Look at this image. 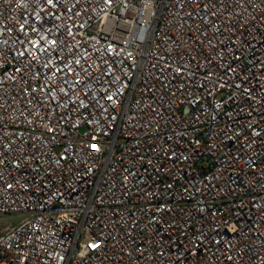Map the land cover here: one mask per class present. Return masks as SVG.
<instances>
[{"label":"built area","instance_id":"1","mask_svg":"<svg viewBox=\"0 0 264 264\" xmlns=\"http://www.w3.org/2000/svg\"><path fill=\"white\" fill-rule=\"evenodd\" d=\"M9 215L0 264H264V0H0Z\"/></svg>","mask_w":264,"mask_h":264},{"label":"rangeland","instance_id":"2","mask_svg":"<svg viewBox=\"0 0 264 264\" xmlns=\"http://www.w3.org/2000/svg\"><path fill=\"white\" fill-rule=\"evenodd\" d=\"M17 215L0 216V231L4 228L7 222H16Z\"/></svg>","mask_w":264,"mask_h":264},{"label":"snow or ice","instance_id":"3","mask_svg":"<svg viewBox=\"0 0 264 264\" xmlns=\"http://www.w3.org/2000/svg\"><path fill=\"white\" fill-rule=\"evenodd\" d=\"M95 147V146H94Z\"/></svg>","mask_w":264,"mask_h":264}]
</instances>
